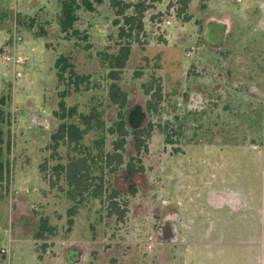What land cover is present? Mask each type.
I'll use <instances>...</instances> for the list:
<instances>
[{
  "label": "rangeland",
  "instance_id": "1",
  "mask_svg": "<svg viewBox=\"0 0 264 264\" xmlns=\"http://www.w3.org/2000/svg\"><path fill=\"white\" fill-rule=\"evenodd\" d=\"M3 3L12 14L31 16L39 12V20L50 22L51 37L47 49L43 38L34 37L32 31L20 27L14 20L0 26V60L3 55L22 60L15 64L0 61V92L9 94L11 112L13 179L8 197L14 193L18 201L13 215L5 203H0V249L6 250L5 254L0 252V264H44L47 258L41 254V244L51 253L60 251L62 241L72 243L82 235L78 229L86 222L96 223L98 229L102 246L98 251L99 264H142L140 252L136 247L128 249L125 241L128 237L132 242L138 241L145 234H152L146 227L140 232V223L150 222L149 209L160 204V199L163 205L172 200L168 183L175 174H183L180 177L184 190L180 189V195L185 204H191L192 198L202 201L203 194L201 198L199 195L205 187L199 178L208 176L212 184H232L239 182L241 173L245 181V175L253 171L258 173L260 217L257 263L264 264V117H257L255 122V110L258 105H264V0H189L179 16L180 5L176 1H148L152 7L143 13L141 29L134 27L130 36L122 37L118 35V26H111L108 15L102 12L94 17L89 28L91 49L74 48L80 50V63L76 66L93 71L95 83L88 92L72 96L67 105L76 103L79 112H86L90 103H101L108 126L117 107L106 100L105 91L112 82L105 77V65L109 63L106 59L121 46H127L129 55L116 80L128 94L123 112L125 116L129 111L132 114V127L140 125L144 129L150 124V128L142 137L146 150L136 152L132 145H123L118 151L120 163L114 162L111 167L101 163L102 169L92 171L103 184L104 196L93 201L84 199L78 212L70 216L67 212L70 203L63 200L62 184L56 183L49 195L44 192L48 186L38 165L41 157L48 156L49 135L41 127L28 128V119L31 111L39 110L51 127L59 122L51 115L57 83L53 62L58 53L74 50L75 38L65 40L57 33V0H0V5ZM130 12L131 9L127 14ZM156 16L170 21L159 35L153 23ZM226 16L231 22L228 34L226 22L221 21ZM18 37L20 40L14 41ZM88 52L95 53V58L83 56ZM88 60L94 64H85ZM158 89L160 99L155 108L148 109L147 102L154 104L153 96ZM96 136H85L83 142ZM111 140L112 136H106V151L111 149ZM55 156L64 162L66 148L60 147ZM129 157L137 172H127ZM56 162L52 159L51 164ZM144 183L150 185L146 196L142 193ZM128 185L134 186L135 193L127 192ZM194 187L198 190L193 191ZM57 192H62L61 196ZM112 192H115V202L124 210L120 221L108 215L103 203ZM157 195L162 196L157 200ZM32 203L42 204L39 211L33 210L34 214L47 218L54 228L53 233L47 232L41 239L32 240L35 225L30 219H21L29 215ZM144 206L148 208L146 217L136 216L135 212ZM134 223L138 225L132 228ZM219 247L212 245L211 252L221 253ZM35 251L37 256H42L40 261H35Z\"/></svg>",
  "mask_w": 264,
  "mask_h": 264
},
{
  "label": "flooded vegetation",
  "instance_id": "2",
  "mask_svg": "<svg viewBox=\"0 0 264 264\" xmlns=\"http://www.w3.org/2000/svg\"><path fill=\"white\" fill-rule=\"evenodd\" d=\"M59 1L60 0H57L56 11L58 9ZM92 4H93L92 9L90 10L81 8L77 11L78 13L77 26L79 30L87 33L88 35L87 39L90 45H91V41H90L91 35L89 33V28L96 15L101 14L103 12L104 14L108 15V20H111V26L112 27L115 26L113 25V20L115 18V15L113 10L109 6L108 0H102V2L100 3L93 1ZM37 13L39 14V12ZM112 16L113 18H109ZM229 19L230 18L226 16L221 20L226 22V25L228 26L226 27L227 34L229 33V29L231 27V22ZM81 20L82 22H80ZM57 33H59L58 29H57ZM59 35L61 37L63 36L61 33H59ZM49 37H51L50 27H48L47 37L43 38L45 40V44L48 43ZM83 43H85V41ZM46 48L48 49V47ZM78 48L80 47L78 46ZM78 48L76 47L74 49V52H72L73 57L76 58L74 60L75 65L80 63V62L78 63V56H79L78 51H80V50L77 51ZM60 53H65V51H62ZM60 53H58L57 56ZM88 55L91 58H95V53H91V52H88L87 55L85 54L83 56H88ZM85 64L92 66V64H94V61L88 60L86 61ZM76 69L79 72H87V73L93 72V71H86L79 69L77 66ZM4 76H6V74H4ZM256 78L259 79L260 76L259 77L257 76ZM55 89H56L54 94L55 106L54 109L51 110V115L53 116L54 119H58L54 115V112L57 109L59 92L62 89V85H58L57 82ZM75 95L76 94L70 95L69 97H66L65 100L68 101L72 96ZM101 106L102 104L100 103L99 107L97 108V112H100L103 117L105 115V109L101 108ZM86 112H88V109ZM86 112H82V113H86ZM255 113H256V117H255V122H256L257 117L258 118L264 117V105H258V108L255 110ZM131 117L132 114L129 111L126 116V122H127L126 128L128 130V134L124 136L125 139L127 137L131 138L130 131L133 128H139V127L141 128L140 125H137L136 127L131 126ZM28 121H29L28 128L35 129L41 127L45 132L47 131L48 132L47 134L49 135V140L46 145L48 156L41 157L38 165V169L40 171L41 177L44 180L46 186H48L47 188L48 190H44L45 194L49 195L48 192L55 190L56 183L62 184L65 187V188L63 186H61L63 188L60 187L61 191L62 192L64 191L62 196H64L65 199L63 198V200L65 201L67 200L70 203L67 212L69 211L70 207L73 206L75 207V211L78 212L80 206L82 207L81 204L83 203L84 199L93 201L96 200L97 198L103 197L104 196L102 191L103 184L96 180L95 178L96 176L92 175V171L94 169L96 170L97 168L102 169V167L100 168L99 166L101 165V163L112 166L113 163L115 162V159H112L111 162H109L108 161L109 159L107 158V155H110L114 152L119 153L118 152L119 149L115 151L113 149L114 135L105 132L101 155L99 153V147H97V143L95 142L100 137L99 127L91 129L88 133L84 134L76 144L72 143L70 149H68L63 144L62 146L60 145L57 149H53L52 148L53 141L51 140V135L57 129L60 120L56 126L51 127L49 121H47V119L43 117L38 110L37 112L34 111L30 112V117ZM112 122L113 120L110 122L108 126H106V124L103 125L102 129L109 128ZM261 126H262L261 130H262L263 125L261 124ZM94 135L97 136L93 138L91 141H88L87 143L83 142L85 136L91 137ZM106 136H112V140L110 142L111 149L108 151L105 150ZM127 141L128 142L125 141L123 142L122 147L123 145L126 144L132 145V140H127ZM74 145H76L75 151L72 150ZM11 147L12 144L10 146V151H11ZM60 147L66 148V156L64 162L63 161L61 162V158H56L55 156L56 154H58V149ZM69 151H71V153ZM71 155H74V157L77 159L85 158V163L88 165V169H89L88 182H90V185L88 186L87 190H85L81 194H78L75 200H71L68 196L70 187L66 183L65 170L62 171L60 168L56 169V166H65L68 160H70L71 158L68 156ZM52 159H55L57 161L56 164H51ZM130 161L131 158L129 157L128 162L126 163L125 166L127 172H133L129 168ZM178 174H175V176H173L171 183H168V189H170L168 193L172 197L171 198L172 200L167 204L163 205L161 204L162 200L160 199L159 201L160 204H156L154 205V207L149 209L151 215L150 222H148L147 220L146 221L143 220V222L140 223V232H143L142 228L145 229L146 227V231L152 234L151 235L145 234V237L141 238L138 241L136 240L134 242H132V239L129 237L128 239L125 238L126 239L125 242L128 245V249L132 247L137 248V251H139L141 255L140 262L142 264H258L257 248H258V234H259V223H260L259 205H258V196H257L258 191H257V181H256L257 180L256 176L258 175V173H256V171H253L251 173L246 174L245 176L247 180L245 181L243 180L244 177L243 174L241 173L239 182H237L236 180V182L232 184L224 183L222 182V179L219 180L222 183H224V185L214 184V183L212 184L211 179L208 176L206 178H201V179L199 178V182L203 184V187H205L201 191L202 193H200L199 195L201 198L203 194L202 201L197 202L192 198L191 204L189 203L185 204L183 202V196L180 195L181 194L180 189L184 190V186L181 185L182 179L180 177L181 175L183 177V174L182 173H178ZM11 178L13 179L12 168H11V176L9 183L11 182ZM99 185H101V189H100L101 196L97 197L93 195V192H96V189L98 188ZM178 185L182 187H178ZM149 187L150 185H147L145 183L142 185V190H143L142 193L144 196H146V192L149 189ZM8 189H9V184H8ZM195 190L197 191L198 188L194 187L193 191ZM8 191L9 190H7V193L4 195V197L0 199V203L1 204L5 203L8 206L9 213L13 215L17 208L18 201L16 200L17 197L14 195V193L10 197H8V193H9ZM62 192H57L56 195L61 196ZM127 192H129V194L135 193L134 186L128 185ZM88 194L91 195L90 198L83 197ZM169 194H167L166 196L168 197ZM114 196H115V192H112V194L108 195L107 200H103V203L107 208L106 210L109 213L108 215L115 216V218L118 219V221H120L122 217L117 218L114 213L112 214L110 213L113 210L111 205L115 203ZM161 196L157 195L156 199L158 200ZM188 198L190 199L191 196H189ZM39 205L42 204L40 203L29 204V209L31 212L27 217L25 216V218L24 217L21 218L22 220L30 219V223L31 224L33 223L35 225L34 231L31 233V235L33 236L32 240L36 239L35 234L40 227V219L44 218L42 216L38 217V215L34 214L33 210H35L36 212L39 211L38 210ZM46 208H44L45 211H47ZM145 208H146L145 206L142 207L140 209V212H135V215L139 216L140 218L146 217L144 213L148 210V208L147 210ZM47 223L48 225H51V223L49 224L48 220ZM136 225L138 224L134 223L132 228H135ZM95 226L96 223L94 222H92V224H90L89 222L83 224V226L78 229L82 232L81 233L82 235L76 238V240L72 243H67L66 240H65L66 242L62 241L60 246V251L57 250V252L53 251L51 253L49 252L48 249H46L47 247L42 249L41 254H43V256L46 255L43 258L44 259L47 258L44 261V264H93V263L99 264L100 257L98 256L99 254L98 251L99 249L101 250L100 247L102 246H100V241L98 240V231H97L98 229ZM104 228H105V224H104ZM77 233L79 232L77 231ZM109 234L110 233H108V235ZM212 245H220L219 249L221 253L211 252ZM231 249H233L234 252L231 253L230 252ZM243 249L246 250L245 253H243ZM5 251L6 250L0 249L1 254H5ZM36 253L37 251L34 252L35 261H38L39 259H41L42 256H37ZM113 260L114 258H112V261ZM117 260L118 259L116 257V262H118ZM248 260H250V263H248ZM109 261H110V257L107 259L108 263H110ZM110 264H117V263L111 262Z\"/></svg>",
  "mask_w": 264,
  "mask_h": 264
},
{
  "label": "trees",
  "instance_id": "3",
  "mask_svg": "<svg viewBox=\"0 0 264 264\" xmlns=\"http://www.w3.org/2000/svg\"><path fill=\"white\" fill-rule=\"evenodd\" d=\"M102 2V0H60L58 3V9L55 14V23L59 33L65 40H71L73 38L85 41V44H81L80 41L73 40L72 49L74 46H79L83 50L90 49L91 45L88 42V35L86 32L79 30L77 26L78 13L77 11L81 8L92 9V2ZM109 6L114 12L115 18L113 25L118 26V35L130 36L135 27L137 30L141 29L142 22L141 18L143 13L152 7V4L146 3L148 1L154 3L161 0H136L135 2L128 0H108ZM173 1V0H172ZM180 7L177 10L179 16L188 6L189 0H174ZM174 5V4H172ZM170 7V6H169ZM131 9V12L127 14V11ZM39 14L33 15H21L12 14V11L3 3L0 5V26L3 25L7 20H14L20 27L26 28L32 31L34 37L46 38L48 35V27L50 22L47 19L39 20ZM187 18V17H186ZM137 35V31L135 33ZM48 47V43L45 44ZM73 51H65L60 53L54 61V69L57 77L58 85H62V89L59 92V100L57 102V109L54 115L60 120L57 129L51 135L53 141L52 148L57 149L62 144L70 149L72 143H77L84 134L88 133L91 129L99 127L100 137L95 141L97 147H99V153H102V144L104 140L105 132L114 135L113 149L118 150L122 148V144L125 141V137L128 134L126 128V116L123 109L128 103V94L124 91L121 86L117 83L118 75L120 70L124 67L125 62L129 55V48L127 46H121L116 54H109L108 64H106L104 71L105 77L112 80L106 89V100L112 105L117 107L116 115L113 119L112 124L107 129H102L105 125L104 119L100 112H97L99 107L96 103H90L88 106V112L82 113L78 111V105L76 103L67 105L66 97L73 94H82L89 91L93 85L94 75L87 72H79L76 69L75 57H73ZM147 91V89H146ZM154 104L152 105L149 101L147 102V108H155L160 99V90H156L154 94ZM92 99L91 97L89 100ZM88 100V101H89ZM10 96L4 92H0V199L4 197L8 190V184L11 176V160H10V125H11V112H10ZM152 105V106H151ZM150 124L146 128H133L130 131L132 140V147L136 152L144 149L146 150L145 140L142 138L144 134L148 132ZM72 150H76V145L73 146ZM71 157L65 166H56V169L60 168L66 173V183L70 187L69 198L75 200L78 194L83 193L88 189L90 182L88 165L85 163V158L77 159L74 155ZM108 161L111 162L115 159L116 163L122 161L121 155L114 152L107 155ZM82 161V162H81ZM129 168L133 172L138 170L132 166L129 162ZM140 170V169H139ZM61 171V172H62ZM101 185L98 186L96 192H93L94 196H101ZM81 191V192H80ZM91 194V193H90ZM85 195L84 198H90L91 195ZM112 206V212L116 217L121 218L124 210L119 207L117 202ZM75 207H70L68 216L73 215ZM70 222V221H69ZM52 228L47 223L46 218L40 219V227L35 234L36 239L44 237L46 232L53 233ZM45 244H41V248L44 249Z\"/></svg>",
  "mask_w": 264,
  "mask_h": 264
},
{
  "label": "built area",
  "instance_id": "4",
  "mask_svg": "<svg viewBox=\"0 0 264 264\" xmlns=\"http://www.w3.org/2000/svg\"><path fill=\"white\" fill-rule=\"evenodd\" d=\"M173 2H175L173 0ZM175 6V3L174 5L170 6L169 8ZM153 23H154V27H155V33L157 35H159L160 33H163L165 31V29L167 28L168 25H170V21L167 19V18H162L161 16H156L154 19H153ZM16 40H20V37L14 39V41ZM1 63H7V62H13L14 64L15 63H21L22 60L21 59H18V60H14L13 57L9 56V55H3L1 56ZM17 76H20V73L17 72L16 73Z\"/></svg>",
  "mask_w": 264,
  "mask_h": 264
}]
</instances>
